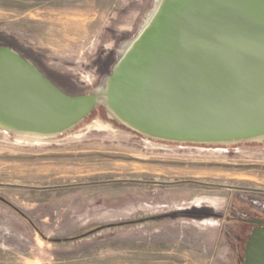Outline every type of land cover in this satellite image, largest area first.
<instances>
[{"label": "rangeland", "instance_id": "374dc122", "mask_svg": "<svg viewBox=\"0 0 264 264\" xmlns=\"http://www.w3.org/2000/svg\"><path fill=\"white\" fill-rule=\"evenodd\" d=\"M154 2L0 0V40L87 95ZM242 219L264 221V140H155L101 105L61 135L0 132V264H242Z\"/></svg>", "mask_w": 264, "mask_h": 264}, {"label": "water", "instance_id": "95a60500", "mask_svg": "<svg viewBox=\"0 0 264 264\" xmlns=\"http://www.w3.org/2000/svg\"><path fill=\"white\" fill-rule=\"evenodd\" d=\"M156 10L87 95L66 94L1 48L0 129L57 136L101 105L112 121L155 140H264V0H160ZM251 222L242 264H264V221Z\"/></svg>", "mask_w": 264, "mask_h": 264}, {"label": "bare ground", "instance_id": "6f19581e", "mask_svg": "<svg viewBox=\"0 0 264 264\" xmlns=\"http://www.w3.org/2000/svg\"><path fill=\"white\" fill-rule=\"evenodd\" d=\"M159 2H160V0H157L156 1V5H155V8H152L150 11H149V13H148V17L147 18H145V23H144V25L146 24H150L151 22H152V20L154 19V16H155V14H156V9H157V7H158V5H159ZM154 7V6H153ZM132 46H133V43L131 42V41H127V42H125L124 44H122L121 45V47H120V49L118 50V52H119V56H120V58H123L130 50H131V48H132ZM93 125L94 126H96V128L97 129H101V130H108V128H109V126L108 125H106V124H104V123H102L101 121H95L94 123H93ZM0 132H1V134L2 133H4V134H7L8 132H6V131H4V130H2V129H0ZM27 134H17V136H18V138H23V137H25Z\"/></svg>", "mask_w": 264, "mask_h": 264}, {"label": "flooded vegetation", "instance_id": "af4514ba", "mask_svg": "<svg viewBox=\"0 0 264 264\" xmlns=\"http://www.w3.org/2000/svg\"><path fill=\"white\" fill-rule=\"evenodd\" d=\"M1 43H6L7 45H9V46H12L11 44H9V43H7L6 41H4V40H0V45H1ZM3 48V47H2ZM1 49V48H0ZM14 50V49H13ZM19 54V53H18ZM20 55V54H19ZM23 59H27L25 56H23V55H20ZM28 60V59H27ZM36 66H37V64H36ZM38 67V66H37ZM39 68V67H38ZM51 81H52V79L51 78H49ZM53 83V82H52ZM242 221L243 222H241V223H243V224H245V225H252L253 223L251 222L252 220H246V219H242ZM254 226V228L256 227V225L254 224L253 225ZM253 228V229H254ZM252 229V230H253Z\"/></svg>", "mask_w": 264, "mask_h": 264}, {"label": "trees", "instance_id": "16d2710c", "mask_svg": "<svg viewBox=\"0 0 264 264\" xmlns=\"http://www.w3.org/2000/svg\"><path fill=\"white\" fill-rule=\"evenodd\" d=\"M0 46H1V47H7V48H10V49H13L12 46L7 45L6 43H1ZM1 200H2V199H1ZM2 202L5 203L6 205H8V206L11 207V208H14L12 205H10L9 203H7L6 201L2 200ZM14 210H15L17 213H19L24 219H27V216H26L25 214H23L22 212H20L19 210L15 209V208H14ZM27 221H29V220L27 219ZM29 222H30V221H29Z\"/></svg>", "mask_w": 264, "mask_h": 264}]
</instances>
